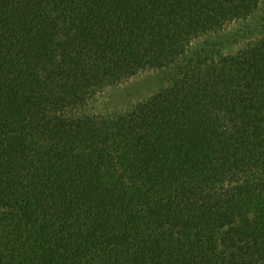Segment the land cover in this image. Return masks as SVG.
Listing matches in <instances>:
<instances>
[{
	"label": "trees",
	"instance_id": "obj_1",
	"mask_svg": "<svg viewBox=\"0 0 264 264\" xmlns=\"http://www.w3.org/2000/svg\"><path fill=\"white\" fill-rule=\"evenodd\" d=\"M0 264H264V0H0Z\"/></svg>",
	"mask_w": 264,
	"mask_h": 264
},
{
	"label": "rangeland",
	"instance_id": "obj_2",
	"mask_svg": "<svg viewBox=\"0 0 264 264\" xmlns=\"http://www.w3.org/2000/svg\"><path fill=\"white\" fill-rule=\"evenodd\" d=\"M260 11V10H259ZM261 13V11L259 12ZM257 16L258 12H257ZM251 22L232 23L228 29H238L242 39L241 44L253 38L260 36L259 29H252ZM248 35L249 37H246ZM251 38V39H250ZM147 72H140L129 79L114 86L107 87L97 92L89 101H87L88 111L95 114H105L108 112L125 111L131 108L136 102L144 100L155 90L159 84L156 79L146 78Z\"/></svg>",
	"mask_w": 264,
	"mask_h": 264
}]
</instances>
